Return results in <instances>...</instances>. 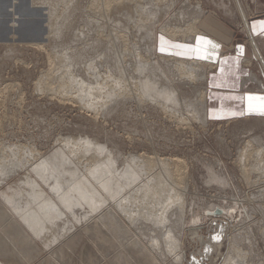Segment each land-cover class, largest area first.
Returning a JSON list of instances; mask_svg holds the SVG:
<instances>
[{
    "label": "rangeland",
    "instance_id": "1",
    "mask_svg": "<svg viewBox=\"0 0 264 264\" xmlns=\"http://www.w3.org/2000/svg\"><path fill=\"white\" fill-rule=\"evenodd\" d=\"M108 1L107 4V0H0V226L5 227L4 229H7L8 225L10 227L7 230L0 227L2 230H0V244H2L0 245V260L3 264H39V262H41L40 264H45L46 262V264H117L119 261L120 264H149L150 262L146 259H137L138 255H136V251L139 248L130 243L131 236H134L133 232L136 235L137 233L139 234L138 228L142 224H147V226L149 224L152 225V223L148 222V224L146 222L144 214L149 210L156 212L155 208H160L159 204H152L154 197L156 198L152 192L149 191L151 194H148V191L144 192L147 196H142L145 190L144 187L148 189V185L154 186L157 190L161 191L159 196L162 198L166 194L175 192L169 191L170 186L173 188L175 184L176 187L174 186V188H177V190L180 187V189L184 188L183 190L179 189L181 194H183L184 199L182 201H185L182 204L183 208L185 207L183 209L184 213H181L179 210L182 208L181 206H175L173 212L175 218L170 219L166 228L170 226L172 228L173 226L172 232L177 233L179 231L177 228L183 227L182 231H180L183 239L181 250L183 258L180 264H220L223 256L227 253L226 251L230 250L231 252V248L228 247L227 243L228 233L239 225V227L243 226L240 229L243 239L239 240L241 241L240 244L238 240L237 244L235 243L237 249L248 253L252 246L253 248L251 249L255 256L249 259L252 262L251 264H264V215L262 213L264 212V201H262V199L264 200V193L262 191L264 190V171L261 170L262 163H259L253 157V152L248 151L246 155L249 156L250 160L248 157L245 158L241 153L242 146L246 145L247 140L252 142L257 141L254 145L260 144L264 148V118L249 116L234 120L208 119L205 112L206 84L204 75L208 71V62L198 57L177 56L173 51L162 52L160 46V40L163 41L164 39L163 42L171 41L170 38L168 39V37L159 32L160 27L166 22L172 24L174 21L172 16L178 12L177 10L180 7L185 8L190 4L194 6L197 2L201 4L202 11L205 10V15L203 14V19L198 25L201 32H204L205 18L221 20L228 27L232 26L236 30L234 25H236L237 21L241 20L239 15V12L241 14V10L239 8L238 10L235 9V14L231 17L227 12L231 6L228 3L229 0H166V3L164 0ZM171 1L175 4H173V9L166 6L168 5L167 2L171 4ZM221 1L224 2L226 8L221 6ZM234 3H232L233 7H235ZM160 5L164 6L166 12ZM149 6L152 9H149ZM147 7L149 8L147 9ZM149 22L154 24V31L152 33H155L153 35L147 29ZM155 35L157 36L155 37ZM192 41L188 40L187 42ZM153 42H155L156 53L171 54L184 60H199L201 62V69L203 70L202 76L197 75L198 80L190 81L185 78L182 79L178 75L172 76L164 68L166 70L164 73L166 79H164L163 75L159 74V71L155 75L151 67L144 69L147 66L146 62L142 69L138 61H146L147 58L150 61H158L161 67H165L164 61L158 54L148 53L150 46L154 47L152 46ZM243 42L249 46L250 42L248 38L244 37ZM136 55L138 58H136ZM140 56L142 59H140ZM137 63L138 65H135ZM119 65H121V69H127L122 71L118 67ZM138 67L140 68L138 69ZM120 73L122 74V79L118 80L121 76ZM146 75H151L157 83V86L151 87L148 91L141 89V85L139 86L142 81L141 77ZM125 77L126 80H123ZM112 78L114 82H117L116 84L113 83ZM120 80L121 85H117ZM135 80L138 82L137 86L135 85ZM125 81L128 86L127 88L126 84L122 85ZM181 81H184L185 84ZM98 84L104 85V87L102 86L103 88L107 85L106 90L97 88ZM85 86L87 87L85 88ZM120 86L125 88L124 90L127 89L129 93H126L127 90L124 91ZM88 88H92V93H89ZM110 88L111 90L115 88L113 89L116 90L115 92H118L120 89L121 92L123 91L120 93H124V95L120 96L119 94V97H114L116 93L111 91L113 92L111 93L113 99L110 98L111 101H108L109 103L102 101L103 105L101 102L100 104L97 103L98 107H96V101L99 98L94 97V94L98 91L104 93V95L108 94L105 91L108 90L109 92ZM170 88L174 90L173 94L176 95L171 97L172 99L175 97L174 101L171 98L164 97L163 93L161 94L162 90L166 93ZM152 89L155 92H152ZM167 89L169 90L166 91ZM157 92H160L161 95ZM148 93H151L150 97L156 93L157 96L150 98L147 95ZM91 96L96 101L90 98ZM106 96L103 99L112 97ZM112 100L115 101L113 104ZM177 102H180V106ZM92 103H95V107ZM104 104L106 107H104ZM101 105L103 108H100L102 107ZM247 137L248 139H246ZM85 139H88L93 144L97 143L94 146L93 144L89 145L90 148L88 150L91 151V154L86 149H83V152L82 149L75 151L78 157L77 154L75 156V152L74 154L68 153L70 147L76 148L72 144L73 140L82 142ZM254 139L255 141H253ZM69 143H71L70 146ZM99 147L102 151L99 150ZM35 151L36 153H34ZM147 155L149 157L154 156L152 157L154 161H151L156 162V164L150 162V168L146 167L148 164L146 158L149 159ZM91 156H95V160ZM239 156L241 161L238 160ZM67 157L69 158L67 159ZM106 157L115 159L114 168L116 169V175L122 174L125 170H134L137 174L134 175L131 183L122 188V191L118 194L119 196L117 195L114 199L110 198L102 208H97L96 212L92 211L90 206L87 207V205L66 208L57 201L56 190L52 189L54 185L62 183L61 185L66 187L74 184L76 180L81 181L82 176L87 175L90 177L89 169L91 170L93 166L95 168L98 165L97 162L99 163V159L103 160ZM176 157L180 159L179 162L182 161L185 164L184 167V164L181 163L184 169L181 172L183 171L184 177L180 178V183H178L176 178H174L175 181L173 179L174 174H171V171L173 173L175 169L173 166L174 162L179 163ZM132 158L136 160V164L140 167L146 168L145 172H139L135 163L132 164L130 162ZM142 158L145 159L147 164ZM251 158H254L253 161ZM162 159L165 162L168 160L163 164L164 167L158 161ZM172 160L175 161L172 162ZM236 162L237 164L240 162L238 164L239 167H237ZM247 162H249L248 164L252 168L246 164ZM245 166H248L250 169ZM241 167H244V169ZM44 168L48 170L44 172ZM255 168L258 169L256 170ZM164 169H168L166 170L167 173H164ZM248 169H254L250 171V176L248 174L250 179L248 177L247 179L249 180L244 177L246 176L244 174L249 173L247 172L249 171ZM168 171H170L171 175L168 174ZM146 172H148V178ZM240 172H243L244 176ZM210 175L211 177L213 175V177L210 178ZM215 175L220 177L215 178ZM221 175L224 177L222 178ZM153 176H156L155 179ZM170 176H172L173 180H171ZM218 179L219 182H217ZM121 180L125 182L123 175ZM220 181H226L227 184L225 183V185ZM247 182L252 184L248 186ZM257 182L259 183L257 184ZM260 185L263 187L259 188ZM38 193L48 194L60 205L61 213L57 219H54V222L53 219L49 221L45 219V222H43L44 219H42L43 217L39 212L42 210L41 208L40 210L38 208L30 209V202L34 203V199L38 196ZM103 193L105 195L106 192ZM149 195L152 197L149 198ZM249 198L251 200L255 198L254 200L257 201H251ZM248 200L250 203H248ZM233 201L235 202L233 203ZM121 203L125 204V209L120 206ZM37 204L42 205L40 202ZM190 204L194 206L191 205L190 208ZM210 205L233 208H230L229 213L225 214L223 211L222 213H216V208L211 210L212 212H208L207 210L211 209ZM154 206L155 208H153ZM125 211L130 212L132 215L135 214L136 220L134 224H130L131 222L128 220ZM178 213H181V215ZM194 214L198 215L196 218H201L195 225L190 221ZM29 215L33 218V224L40 233L37 234L35 231H31L32 228L29 227L28 221L24 220ZM178 216L180 218H177ZM180 219L183 221H180ZM15 220L21 224L23 230H25L24 233L32 237L27 238L23 235L24 233L18 232L14 226ZM44 223L46 225L44 230L47 232L45 234L43 233L45 232L44 230L38 228L39 224L45 226ZM151 225L149 226L150 229L153 227ZM219 225H223L226 228L223 238L217 241V243L207 241L208 237L214 234ZM130 226L131 228H129ZM194 226L198 229L196 235L190 233V229ZM126 227L129 228L130 232L126 231ZM96 228L98 230L95 234L92 231L96 230ZM166 228L163 226L156 228L160 229V231H157L160 233L159 237L161 241L160 249L157 248L156 253L163 264H177L174 257L175 252L172 251L173 242L164 236ZM104 229L107 230L105 231ZM243 229L245 230L243 231ZM246 230H249L250 234H246ZM115 231L118 232V234L116 233V238L113 237ZM146 234L141 239L144 243L149 244L151 242L149 236H152L154 233L152 234V232L148 231ZM9 235L11 236L9 237ZM39 235L40 237H38ZM95 235L100 238L97 239ZM199 237L202 240H206L207 245L211 244L214 251L212 250L207 253L204 242ZM18 238H22V240H18ZM15 239L16 241L18 240V243H16ZM101 241L104 243L101 244ZM27 242L29 243L26 244ZM6 243L8 244L7 246ZM109 243H112V245H108ZM14 244H17L16 247ZM114 244L119 248L114 246ZM100 248H103V250L101 251ZM35 249L37 254L35 253ZM245 250L248 251L246 252ZM61 252H63V256ZM16 253L17 255H14ZM19 254L25 259L21 258ZM163 254L167 255L164 257ZM29 257L31 258L29 259ZM51 259L53 260L51 261ZM23 260H27L28 262L24 261L23 263ZM87 260L90 262L88 263ZM116 261L118 262L115 263Z\"/></svg>",
    "mask_w": 264,
    "mask_h": 264
},
{
    "label": "bare ground",
    "instance_id": "2",
    "mask_svg": "<svg viewBox=\"0 0 264 264\" xmlns=\"http://www.w3.org/2000/svg\"><path fill=\"white\" fill-rule=\"evenodd\" d=\"M111 1V0H110ZM113 1V0H112ZM118 1V0H117ZM117 1H115V2H117ZM120 1V0H119ZM142 1V0H141ZM144 1V0H143ZM170 1V0H169ZM188 1V0H187ZM187 1H185V2H187ZM191 1V0H190ZM223 1V0H222ZM221 1V3H222V6L224 7V8H226V6H225V4H224V2H222ZM239 1V4H240V0H238ZM105 2V1H104ZM108 0H107V4H108ZM114 2V1H113ZM122 2V1H121ZM128 2V1H127ZM163 2V1H162ZM164 2L166 3V0H164ZM235 2V3H234ZM125 3V2H124ZM168 3V5H166V6H168V8H170V9H173L172 7H173V4H174V2H170L171 4H169V2H167ZM188 3V2H187ZM190 3V2H189ZM220 3V4H221ZM228 3L232 6V3H234V5H235V7H233V14H235V9H237L238 10V6H237V2H236V0H229L228 1ZM93 4V3H92ZM107 4H106V6H107ZM161 4V3H160ZM178 4V3H177ZM186 4V3H185ZM95 5V4H94ZM175 5V4H174ZM161 6V5H160ZM181 6V5H180ZM187 6V5H186ZM73 7H75V6H73ZM93 7V6H92ZM150 7V6H149ZM149 7H147V9L149 8ZM161 7H163L164 8V6H161ZM203 7V6H202ZM107 8V7H106ZM110 8V7H109ZM167 8V7H166ZM230 8V7H229ZM241 8V9H240ZM240 8H239V10H241V15H243V19H244V21L246 20L245 18H246V15H245V11H244V8L242 9V7H241V5H240ZM145 9V8H144ZM146 9V10H147ZM149 9H152L151 7L149 8ZM162 9V8H161ZM165 9V8H164ZM169 9V10H170ZM94 10V9H93ZM118 10V9H117ZM138 10V9H137ZM168 10V9H167ZM226 10V9H225ZM77 11V10H76ZM161 11H163V10H161ZM176 11V10H175ZM178 12L177 13H175L174 14V16H172L173 18V20L175 21H173L172 22V24H170L169 22H166L165 24H163L161 27H160V30H159V32L160 33H162V34H164L166 37H168V39L170 38L172 41L174 40V41H177L178 39V41H180V42H187L188 40L189 41H192L193 40V38H195L196 36H199L200 35V33H203V32H201V30L198 28V25H199V23L201 22V20L203 19L202 18V16H203V14L205 13V10L204 11H202V8H201V4L199 3V2H197L194 6H191V4L190 5H188L187 7H185V8H181L180 7V9L179 10H177ZM229 11V10H228ZM227 11V12H228ZM135 12V11H134ZM149 12H151L150 10H149ZM153 12V11H152ZM164 12V11H163ZM165 12H166V9H165ZM165 12H164V14H165ZM168 12V11H167ZM226 12V13H227ZM130 13V12H129ZM161 13V12H160ZM232 13V12H231ZM147 14H149V13H147ZM152 14V13H151ZM172 14V13H171ZM109 15V14H108ZM146 15V14H145ZM157 15V14H156ZM156 15H155V18H156ZM205 15V14H204ZM103 16V15H102ZM128 16V15H127ZM149 17H151L150 15H148ZM158 16V15H157ZM169 16V15H168ZM171 17V16H170ZM169 17V18H170ZM153 18V17H152ZM159 18V17H158ZM162 18V17H161ZM157 19V18H156ZM107 20V19H106ZM154 20V19H153ZM155 21H158V20H155ZM160 21V20H159ZM172 21V20H171ZM182 22V24H180ZM184 22V23H183ZM141 23V22H140ZM156 23V22H155ZM159 23V22H158ZM142 24V23H141ZM140 24V25H141ZM149 25H147V29H148V31H149V33H152L153 31H154V24H151L150 22L148 23ZM244 24H246V23H244ZM157 25V24H156ZM142 26V25H141ZM158 26V25H157ZM244 26V25H243ZM146 30V29H145ZM155 33V32H154ZM154 33H152V35L154 34ZM121 35H122V33H121ZM120 35V36H121ZM117 36V35H116ZM124 36V35H123ZM157 35H155V37H156ZM152 37H154V36H152ZM154 37V38H155ZM156 39V38H155ZM152 40H153V38H152ZM152 42V41H151ZM154 43L155 42H153V45L152 46H154ZM125 46V45H124ZM250 47H251V49H252V51H253V56H254V59L256 60V61H258L259 62V60H258V55L257 54H255V51H254V49H253V47H252V44H250ZM157 52V50L155 49V46L154 47H151L150 46V50L148 51V53H154V54H158L159 56H160V58L164 61V66L165 67H161V65L159 64V62L158 61H150V60H148V58L146 59V61H143V60H141V61H138L139 62V66L143 69V66L145 65V62H146V67H144V69H148V67H151L152 69H153V74H155L157 71H159V74L160 75H163L162 77L164 78V79H166L164 76V73H165V71L166 70H164V68L165 69H167V71H169L171 74H172V76H175V75H178L179 77H181L182 79L183 78H185V79H187V80H190V81H193V80H196L197 79V75H199V76H202V74H203V70L201 69V62L199 61V60H196V59H189V60H184V59H180V58H177L176 56H172L171 54L170 55H164V54H159V53H156ZM138 54V53H137ZM150 54V55H151ZM70 56V55H69ZM81 56V55H80ZM139 56V55H138ZM141 57V56H140ZM139 57V58H140ZM146 57V56H145ZM136 58H138L137 57V55H136ZM72 59V58H71ZM140 59H142V57L140 58ZM150 59V58H149ZM171 59H172V61H171ZM173 59H175V60H173ZM148 60V61H147ZM120 61V60H119ZM118 61V62H119ZM176 61V62H175ZM153 62V63H152ZM97 64V63H96ZM118 64H120V63H118ZM89 65V64H88ZM124 65V64H123ZM134 65V64H133ZM135 65H138V63L137 64H135ZM91 67H92V65H90ZM90 66H88V67H90ZM90 67V68H91ZM94 67V66H93ZM119 68L121 67V65H119L118 66ZM126 67V66H125ZM140 67H138V69L140 68ZM119 68H117L118 70H119ZM123 68V67H122ZM64 69V68H63ZM89 69V68H88ZM93 69V68H92ZM121 69V68H120ZM124 69H127V68H124ZM124 69H121L122 71L124 70ZM134 69H135V67H134ZM137 69V68H136ZM138 69H137V71H138ZM141 70V69H140ZM205 70V69H204ZM122 71H120L121 73H122ZM148 71H150V70H148ZM206 71V70H205ZM139 72H142V71H139ZM120 73V74H121ZM137 73V72H136ZM158 73V72H157ZM50 74V73H49ZM110 74V73H109ZM119 74V75H120ZM126 74V73H125ZM146 74V73H145ZM167 74V73H166ZM140 75V74H139ZM156 75V74H155ZM204 75H205V80H206V72L204 73ZM204 75H203V77H204ZM59 76V75H58ZM69 76V75H68ZM112 76V75H111ZM167 76V75H166ZM47 77V76H46ZM122 77V74H121V76L118 78V80L120 79ZM141 77V76H140ZM143 77V78H142ZM141 77V79H142V81L140 82V84H139V86L141 85L142 86V88L141 89H145V90H147L148 91V89L150 90L151 89V87H155V86H157V83L155 82V80L153 79V77L150 75V76H148V75H146V76H142ZM57 78V77H56ZM109 78V77H108ZM115 78V77H114ZM123 78H124V75H123ZM181 78H179V79H181ZM73 79V78H72ZM117 79V78H116ZM122 79V78H121ZM155 79H157V78H155ZM161 79V78H160ZM111 80V79H110ZM115 80V79H114ZM117 80V81H118ZM123 80H126V77H125V79H123ZM157 80H159V79H157ZM198 80V79H197ZM71 81V80H70ZM109 81V80H108ZM112 81H113V78H112ZM111 81V82H112ZM132 81H134V80H132ZM161 81V80H160ZM166 81V80H165ZM173 81H175L174 79H173ZM42 82V81H41ZM48 82V81H47ZM46 82V83H47ZM63 82V81H62ZM67 82V81H66ZM75 82V81H74ZM81 82V81H80ZM82 82H83V80H82ZM81 82V83H82ZM135 85L137 86V81L135 80ZM167 82H168V80H167ZM181 82H183L184 83V81H181ZM180 82V83H181ZM187 82V81H186ZM196 82V81H195ZM76 83H77V81H76ZM88 83V82H87ZM113 83L114 84H116L117 82H114L113 81ZM128 83V82H127ZM171 83V82H170ZM189 83V82H188ZM49 84V83H48ZM67 84H68V82H67ZM66 84V85H67ZM78 84V83H77ZM126 84V81H125V83L123 84L122 83V85H125ZM169 84V83H168ZM179 84V83H178ZM185 84V83H184ZM194 84V83H193ZM76 85V84H75ZM84 85H85V83H84ZM111 85V84H110ZM117 85H121V80H120V82H119V84H117ZM117 85H115V87L116 88H118L117 87ZM134 85V84H133ZM42 86V85H41ZM40 86V87H41ZM44 86H46V85H44ZM60 86H62V85H60ZM81 86H82V84H81ZM89 86V85H88ZM104 87V85H99L98 84V87L97 88H99V89H101V90H104L105 88H106V86L107 85H105V88H103ZM112 86V85H111ZM110 86V87H111ZM161 86V85H160ZM189 86V85H188ZM43 87V86H42ZM41 87V88H42ZM58 87V86H57ZM80 87V86H79ZM87 86H85V88H86ZM92 87V86H91ZM114 87V86H113ZM121 87V86H120ZM119 87V88H120ZM123 87H125V86H123ZM128 86H127V84H126V88H127ZM172 87V86H171ZM82 88V87H81ZM81 88H80V90H81ZM84 88V89H85ZM122 88V87H121ZM120 88V89H121ZM134 88V87H133ZM160 88H162V87H160ZM159 88V89H160ZM180 88H181V86H180ZM179 88V89H180ZM83 89V90H84ZM89 89V93H92L91 91H92V88H88ZM108 89H109V86H108ZM113 89H115V88H113ZM111 90V88H110V91L108 92V90L107 91H105V92H107L108 94H105L104 95V93H102V92H97V93H95V92H93V93H95L94 95V97H97V98H99V99H102V100H99V99H97V101L99 100V102H97L94 98H93V96H91L90 98H93L95 101H96V104L97 103H99L100 104V102H101V104H102V101L104 102V103H106V102H108V101H111L110 100V98L111 99H113V96H112V94L111 93H113V92H111V91H114V93H116V94H114V97H119V94H120V96L121 95H124V93L123 94H121L122 92H121V90L119 89V91H118V89H117V91L118 92H115L116 90ZM123 90L125 89V88H122ZM157 89V88H156ZM63 90V89H62ZM76 90H79V89H76ZM82 90V91H83ZM95 90H96V87H95ZM94 90V91H95ZM100 90V91H101ZM106 90V89H105ZM127 90V89H126ZM126 90H124V91H126ZM154 89H152L151 91L152 92H155V91H153ZM169 89H167L166 91H168ZM170 90H171V88H170ZM168 91V92H166L165 93V91L164 90H162L163 92H161V94L163 93L164 95V97H167V98H171V97H173L175 94H173L174 93V90L172 89L171 91ZM183 90V89H182ZM84 91H86V90H84ZM142 91V90H141ZM204 91V90H203ZM202 91V92H203ZM62 92V91H61ZM65 92V91H64ZM87 92H88V90H87ZM121 92V93H120ZM132 92V91H131ZM178 92H179V90H178ZM183 92V91H182ZM206 92V91H205ZM85 93V92H84ZM126 93H129L128 92V90L126 91ZM159 95H161L160 94V92H157ZM157 93L155 94V93H153V94H155L153 97L155 98V96H157ZM137 94V93H136ZM151 94V93H150ZM149 93L147 94L148 96L150 95ZM202 94V93H201ZM204 94V93H203ZM84 95V94H83ZM91 95V94H90ZM106 96V97H108V96H112V97H108V98H105V99H103L104 98V96ZM126 95V94H125ZM143 95V94H142ZM86 96V95H85ZM139 96V95H138ZM141 96V95H140ZM151 96V97H152ZM176 96V95H175ZM186 96V95H185ZM190 96V95H189ZM204 96V95H203ZM202 96V97H203ZM147 97V96H146ZM150 97V96H149ZM150 97V98H151ZM163 97V99H165ZM141 98V97H140ZM176 98H178V97H176ZM201 98V97H200ZM204 98V97H203ZM142 99H144V98H142ZM146 99V98H145ZM149 99V98H148ZM172 99V98H171ZM174 99H175V97H174ZM174 99H172V101H174ZM188 99V98H187ZM92 100V99H91ZM114 100H116V99H114ZM118 100V99H117ZM116 100V101H117ZM154 100H156V99H154ZM166 100V99H165ZM169 100V99H168ZM178 100V99H177ZM82 101V100H81ZM143 101V100H142ZM141 101V102H142ZM144 101H146V100H144ZM171 101V100H170ZM185 101V100H184ZM206 101H207V99H206ZM206 101H205V103H206ZM80 102V101H79ZM113 102H115V101H113L112 100V104H113ZM148 102V101H147ZM159 102V101H158ZM186 102H188V101H186ZM109 103V102H108ZM172 103H174V102H172ZM178 103V102H177ZM93 104V103H92ZM95 104V103H94ZM93 104V105H94ZM157 104V103H156ZM162 104V103H161ZM164 105H165V103H163ZM180 104V102L178 103V105ZM187 104V103H186ZM93 105H91L92 107H93ZM103 105V104H102ZM101 105V106H102ZM169 105V104H168ZM87 106V105H86ZM173 106V105H172ZM180 106V105H179ZM94 107H95V105H94ZM96 107H98V104L96 105ZM100 107V106H99ZM104 107H106V105L104 104ZM107 107H109V106H107ZM160 107V106H159ZM164 107V106H163ZM205 107H206V104H205ZM100 108H103V106L102 107H100ZM162 108V107H161ZM169 108H171V107H169ZM207 108V107H206ZM99 109V108H98ZM163 109V108H162ZM165 109H166V107H165ZM164 109V110H165ZM168 109V108H167ZM190 109V108H189ZM193 109V108H192ZM173 112V111H172ZM101 113V112H100ZM189 113V112H188ZM169 114V113H168ZM192 114V113H191ZM173 117H174V115H173ZM177 117V116H176ZM182 117V116H181ZM180 117V118H181ZM193 117H194V115H193ZM169 118V117H168ZM179 118V120L180 121H182L181 119ZM196 118V117H195ZM185 119V118H184ZM183 119V120H184ZM178 120V121H179ZM187 121H188V119H186ZM186 122V121H185ZM246 130V129H245ZM251 135V134H250ZM262 136V135H261ZM260 136V137H261ZM245 137V136H244ZM246 139H248V137L246 138ZM69 140V139H68ZM79 141V140H78ZM253 141H255V139L253 140ZM69 142V141H68ZM257 141H255V142H252V141H250V140H247V142H246V145L243 147L242 146V155L245 157V158H247L248 157V159H249V156H246L247 155V153H248V151H251V152H253L254 153V155H253V157L256 159V160H258V162L259 163H262L261 165H262V168H261V170L262 171H264V148L263 147H261V145L259 144V145H254L255 143H256ZM67 143V142H66ZM70 144L71 143H69V146H70ZM72 144H74V146H76V148L75 147H70V149H69V152L68 153H73L74 154V152L75 151H78V150H80V149H82V152H83V149H86V150H88L90 147H89V145H91V144H93L91 141H88V139L86 140L85 139V141L83 140L82 142L80 141V142H76V141H74L73 140V142H72ZM97 144V143H96ZM96 144H93V146L94 145H96ZM98 146V145H97ZM12 148V147H11ZM10 148V149H11ZM66 148V147H65ZM7 149H9V148H7ZM97 149V148H96ZM103 149V148H102ZM2 150H3V148H2ZM15 150H17V149H15ZM92 150V149H91ZM95 150V149H94ZM98 150V149H97ZM99 150H101V148L99 147ZM9 151H11V150H9ZM25 151V150H24ZM29 151V150H28ZM27 151V152H28ZM39 151V150H38ZM85 151V150H84ZM89 151V150H88ZM96 151V150H95ZM102 151V150H101ZM101 151H100V153H101ZM14 152V151H13ZM91 151H89V153H90ZM99 152V151H98ZM25 153V152H24ZM34 153H36V151L34 152ZM87 153V152H86ZM239 153V152H238ZM7 154V153H6ZM27 154V153H26ZM30 154V153H29ZM76 152H75V156H76ZM91 154V153H90ZM240 154V153H239ZM250 154V153H249ZM248 154V155H249ZM252 154V153H251ZM94 155V154H93ZM104 155V154H103ZM103 155H102V157H103ZM107 155V154H106ZM141 155V154H140ZM154 155V154H153ZM4 156V155H3ZM28 156V155H27ZM31 156V155H30ZM84 156V155H83ZM139 156V155H138ZM145 156V155H144ZM148 156V155H147ZM151 156V155H150ZM70 157V156H69ZM69 157H67V159L69 158ZM77 157H78V154H77ZM92 157V156H91ZM95 157V156H94ZM94 157H92V159H94L95 160V158ZM98 157H100V156H98ZM97 157V158H98ZM101 157V158H102ZM105 157V156H104ZM140 157V156H139ZM146 157V156H145ZM144 157V158H145ZM149 157V156H148ZM152 157H154V156H152ZM152 157H149V159L148 158H146V160H147V163H146V161H145V159L144 158H142V160L147 164L146 165V167L148 168H150L151 166H150V162H152V161H154V159L152 158ZM2 158H4V157H2ZM76 158V157H75ZM81 158V157H80ZM79 158V159H80ZM88 158H89V156H88ZM151 158V159H150ZM177 158V157H176ZM175 158V159H176ZM239 159V161H241L240 160V156L238 157ZM245 158H244V162L246 161L245 160ZM253 158V159H254ZM28 159V158H27ZM34 159V158H33ZM172 159H174V158H172ZM178 159V162H179V158H177ZM248 159H247V161H248ZM253 159L251 158V160L253 161ZM43 160V159H42ZM70 160V159H69ZM90 160H91V158H90ZM115 159H113V158H105V159H99V163L97 162V166L95 167V168H93L92 167V169L90 170L89 169V174H90V177L89 176H87V175H85V176H82V179H81V181H75V183L74 184H72V185H70V186H66V187H63L61 184L62 183H57L56 185H54V187H52V189H54V190H56L55 192L57 193V197H56V199H57V201L61 204V205H63L64 207H66V208H73L74 206H76L77 207V205H79V206H84V205H87V207L88 206H90V208L92 209V211L94 210V212H96V209L97 208H99L100 209V207L102 208V206L104 205V204H106V202L107 201H109V199L110 198H116L117 197V195L118 194H120V192L122 191V188H124L126 185H128L129 183H131L132 182V180H133V178H134V175H137L136 174V172L134 171V170H131V171H129V170H125V172H123L122 174H120V175H116V169L114 168V165H115V162L116 161H114ZM124 160V159H123ZM134 159L132 158L131 160H130V162H132V164H134L135 163V165L137 166V168L139 169V172H145V170H146V168L144 169V167H140L138 164H136V160H134ZM139 160V159H138ZM152 160V161H151ZM182 160V159H181ZM250 160V159H249ZM79 161H81V160H79ZM89 161V160H88ZM87 161V162H88ZM157 161V160H156ZM158 161H160L161 163L160 164H162V166H163V164H165L166 162H165V160L164 159H162V160H158ZM170 161H171V159H170ZM169 161V162H170ZM175 161V160H174ZM173 160H172V162H174ZM255 161V160H254ZM92 162H94L93 160H92ZM140 162V161H139ZM243 162V163H244ZM256 162V161H255ZM255 162H253V163H255ZM90 163V162H89ZM153 164H156V162H152ZM182 161L181 162H179V163H176V162H174V164H173V166H174V172L172 173V171H171V174H174L175 175V177H174V175H173V179L174 178H176V180L178 181V183H180L181 181H179V180H181L180 178L183 176V171L181 172V170L183 169V167H182V164H184V163H182ZM240 163V162H239ZM238 163V164H239ZM249 162H247L246 164H248ZM47 164V163H46ZM49 164V163H48ZM94 164V163H93ZM157 164H159V163H157ZM169 164V163H168ZM170 164H171V162H170ZM236 164H237V162H236ZM237 164V165H238ZM214 165V164H213ZM236 165V166H237ZM43 166H44V164H43ZM52 166V165H51ZM131 166V165H130ZM135 166V167H136ZM156 166V165H155ZM166 166H168V165H166ZM172 166V167H173ZM243 166V165H242ZM248 166H250L251 168H252V166L250 165V164H248ZM248 166H245V167H248ZM135 167H133V168H135ZM153 167V166H152ZM160 167V166H159ZM164 167V166H163ZM169 167V166H168ZM171 167V168H172ZM184 167H185V164H184ZM210 167H212V166H210ZM237 167H239V165L237 166ZM52 168V167H51ZM87 168V167H86ZM166 168V167H165ZM170 168V167H169ZM168 168V169H169ZM242 169H244V167H241ZM249 168V167H248ZM50 169V168H49ZM70 169V168H69ZM88 169V168H87ZM153 169V168H152ZM168 169H164V173H167V171L166 170H168ZM211 169H213V168H211ZM210 169V170H211ZM246 169V168H245ZM250 169V168H249ZM248 169V170H249ZM256 170L258 169V168H255ZM260 169V168H259ZM2 170H4V169H2ZM46 170H48V169H45L44 168V172H46ZM54 170V169H53ZM160 170V169H159ZM170 170V169H169ZM184 170V169H183ZM186 170V169H185ZM208 170H209V168H208ZM240 170V169H239ZM251 170H254V169H251ZM251 170H249V171H247V172H249V173H247V172H245V170H244V172L245 173H247V174H244V175H246V176H244L242 173L243 172H240V174H242L244 177H246V179H247V177H248V174H249V176H250V171ZM10 171V170H9ZM51 171V170H50ZM149 171V170H148ZM162 171V170H161ZM213 171H215V170H213ZM218 171V170H217ZM220 171V170H219ZM241 171V170H240ZM170 171H168V174L169 175H171L170 173H169ZM209 172H211V171H209ZM222 172V171H221ZM148 172H146V175H147V178H148V174H147ZM150 173V172H149ZM186 173V172H185ZM216 173V172H215ZM223 173V172H222ZM221 173V174H222ZM263 173V172H262ZM262 173H260V174H262ZM6 174V173H5ZM163 174V173H162ZM168 174H166V175H168ZM210 174V173H209ZM211 174H212V172H211ZM46 175V174H45ZM122 175L124 176V179H125V182L124 181H122L121 180V178H122ZM145 175V174H144ZM143 175V176H144ZM145 175V176H146ZM156 175V174H155ZM168 175V176H169ZM185 175V174H184ZM255 175V174H254ZM216 176V175H215ZM222 176V175H221ZM258 176V175H257ZM262 176H263V174H262ZM48 177V176H47ZM150 177V176H149ZM154 177V179H155V177L156 176H153ZM162 177V176H161ZM171 177V180H173L172 179V176H170ZM184 177V176H183ZM212 177H213V175H212ZM211 177V175H210V178H212ZM218 177H220V176H218ZM217 176L215 177V178H218ZM224 176H222V178H223ZM243 177V178H244ZM259 177V176H258ZM44 178V177H43ZM151 178V177H150ZM163 178V177H162ZM177 178H179V179H177ZM215 178H214V180H215ZM249 178V177H248ZM262 178V177H261ZM166 179V178H165ZM209 179V178H208ZM207 179V181H209ZM245 178H244V180H246ZM250 179V178H249ZM249 179H247V180H249ZM256 179V178H255ZM259 179V178H258ZM257 179V180H258ZM67 180V179H66ZM152 180V179H151ZM151 180H150V182H151ZM169 180V179H168ZM167 180V181H168ZM175 180V179H174ZM175 180V181H176ZM213 180V179H212ZM213 180V181H214ZM217 180V179H216ZM262 180V179H261ZM261 180H260V182H261ZM27 181V180H26ZM56 181V180H55ZM73 181V180H72ZM71 181V182H72ZM156 181V180H155ZM210 181H211V179H210ZM252 181V180H251ZM250 181V182H251ZM254 181V180H253ZM28 182V181H27ZM143 182V181H142ZM163 182H164V180H163ZM173 182V181H172ZM183 182V181H182ZM215 182V181H214ZM217 182H219V179H218V181ZM221 182V181H220ZM154 183V182H153ZM169 183V182H168ZM175 183V182H174ZM173 183V184H174ZM184 183V182H183ZM221 183H226V181L225 182H221ZM248 183V182H247ZM259 182H257V184H258ZM148 184V183H147ZM170 184V183H169ZM182 184V183H181ZM220 184V183H219ZM227 184V183H226ZM225 184V185H226ZM252 184V183H251ZM251 184H249L248 183V186L249 185H251ZM254 184V183H253ZM256 184V183H255ZM63 185H66V184H63ZM140 185H142V184H140ZM183 185V184H182ZM187 185V184H186ZM164 186V185H163ZM173 186V185H172ZM174 186H175V184H174ZM174 186H173V188H171V186H170V190L169 191H175V192H173L172 194H166V196L165 197H162L161 198V196H159V193H161V191H159V190H157L154 186V188L153 187H151V185H148V189H146L145 187H144V191H143V197H144V195H146V194H144V192L146 193L147 191H148V194H151L150 192H152V194L153 195H155L156 196V198L154 197V201H152V204L154 203V204H159V206H160V208H155V206L153 207V208H155L156 209V212H154V211H152V210H149L146 214H144V217H145V220H146V222L148 223V222H150V223H152V225H153V227H151V229L149 228V226L151 225V224H149L148 226H147V224L146 225H143L142 224V221H141V226L138 228V232H139V234L137 233V235L135 234V232H133V230H132V232L134 233V236H131V238H130V243L132 244V245H134V246H136L137 248H139L138 249V251H136V255H138V258L137 259H139V260H141V259H146V260H148L150 263L149 264H163V262L158 258V255H157V253H156V249L157 248H159L160 249V244H161V241H160V237H159V235H160V233H159V231H160V229H156V228H159L160 226H163V227H165L166 228V225L169 223V221H170V219L171 218H175V215H174V207L175 206H181L182 208H180L179 210H180V212L181 213H184V211H183V209L185 208H183V206H182V204H183V202L185 203V201H182L184 198H183V194H181V191L180 190H183V189H178L177 190V188L175 189L174 188ZM176 187V186H175ZM251 187V186H250ZM259 187V186H258ZM263 187V186H262ZM261 187V185H260V187L259 188H262ZM258 188V189H259ZM255 189V188H254ZM143 190V189H142ZM177 190V191H176ZM136 191V190H135ZM150 191V192H149ZM180 191V192H179ZM263 191V193H264V190H262ZM262 191H260V192H262ZM103 192H106L105 193V195H104V193ZM46 193V192H45ZM138 193V192H137ZM163 193V192H162ZM253 193V192H252ZM262 193V194H263ZM3 194V193H2ZM35 194V193H34ZM188 194V193H187ZM38 196H36L35 197V199H34V203H31L30 202V205H31V210H33V208H38L39 210H40V208L42 209V210H40L39 212H40V214L42 215V219H44L43 220V222H45V219H47L48 221L50 220V219H53V222H54V219H57V217L60 215V211H61V207H60V205L58 204V202H56V200H54L53 198H51L48 194H42V193H38L37 194ZM160 195H162V194H160ZM185 195H186V192H185ZM8 196V195H7ZM119 196V195H118ZM147 196V195H146ZM145 196V197H146ZM187 196V195H186ZM185 196V197H186ZM129 197V196H128ZM149 198L150 197H152V196H148ZM250 198H251V196H249ZM255 197H257V196H255ZM263 197H264V195H263ZM217 198V197H216ZM220 198V197H219ZM222 198V197H221ZM249 198V199H250ZM260 198V197H259ZM255 199V198H254ZM253 199V200H254ZM257 199H258V197H257ZM262 199V198H261ZM123 200L125 201V199L123 198ZM152 200V199H151ZM218 200V199H217ZM229 200V199H228ZM239 200V199H238ZM246 200V199H245ZM251 200V199H250ZM253 200H251V201H253ZM192 201V200H191ZM247 201V200H246ZM249 201V200H248ZM255 201V200H254ZM257 201V200H256ZM255 201V202H256ZM259 201V200H258ZM262 201H264L263 199H262ZM14 202V201H13ZM38 202H40V204H42V205H38L37 203ZM112 202V201H111ZM150 202V201H149ZM196 202V201H195ZM235 201H233V203H234ZM243 202V201H242ZM20 203V202H19ZM109 203V202H108ZM108 203H107V205H108ZM248 203H250V201L248 202ZM21 204V203H20ZM59 206H58V205ZM192 204H194V203H192ZM192 204H190V208H191V205ZM196 204H197V202H196ZM210 204V203H209ZM262 204H263V202H262ZM22 205V204H21ZM195 205V204H194ZM194 205H192V206H194ZM201 205V204H200ZM204 205V204H203ZM207 205V204H206ZM245 205V204H244ZM260 205V204H259ZM120 206L121 207H125V204L123 203H121L120 204ZM187 206V205H186ZM211 207V209L210 210H207L208 212L209 211H211V210H214L215 208V211H216V213H222V211L224 212V214L225 213H229V211H230V208L232 209L233 207H216L215 205L213 206V205H210ZM18 207V206H17ZM25 207V206H24ZM60 207V208H59ZM75 207V208H76ZM108 207H110V206H108ZM198 207V206H197ZM197 207H195L196 209H197ZM261 207V206H260ZM14 208H15V206H14ZM74 208V209H75ZM205 208V207H204ZM217 208H219V209H217ZM249 208V207H248ZM262 208V207H261ZM22 209V208H21ZM125 209V208H124ZM149 209V208H148ZM151 209V208H150ZM189 209V208H188ZM192 209H193V207H192ZM192 209H191V211H192ZM253 209V208H252ZM16 210V209H15ZM28 210V209H27ZM63 210V209H62ZM68 210V209H67ZM73 210V209H72ZM206 210V209H205ZM22 211V210H21ZM116 211V210H115ZM157 211H160V212H157ZM177 211V210H176ZM189 211H190V209H189ZM255 211V210H254ZM117 212V211H116ZM126 212V216H127V218H128V220H130V224H134V221L136 220L135 219V217H134V215H132V214H130V212H128V211H125ZM134 212V211H133ZM212 212V211H211ZM244 212V211H243ZM28 213V212H27ZM49 213V214H48ZM64 213V212H63ZM118 213V212H117ZM177 213V212H176ZM181 213H178V214H180L181 215ZM250 213V212H249ZM263 213V215H264V212H262ZM3 214H4V212H3ZM2 214V215H3ZM23 214H25V213H23ZM121 214V213H120ZM140 214V213H139ZM192 214V213H191ZM212 214V213H211ZM117 215V214H116ZM177 215V214H176ZM202 215V214H201ZM251 215V214H250ZM253 215V214H252ZM1 216V215H0ZM4 216V215H3ZM25 216V215H24ZM121 216V215H120ZM125 216V215H124ZM188 216V215H187ZM191 216V215H190ZM198 215H196V214H194L193 215V217H191L192 219L190 220L191 222H192V224H196L197 222H198V220H200L199 218H196ZM20 217H23V216H20ZM185 217V216H184ZM247 217V216H246ZM250 217H252V216H250ZM264 217V216H263ZM98 218V217H97ZM173 218V219H174ZM177 218H180V216H178ZM176 218V219H177ZM209 218V217H208ZM227 218V217H226ZM15 219V218H14ZM141 219V218H140ZM221 219V218H220ZM24 220H26V221H28V225H29V227L30 228H32V230L31 231H35V233H40V232H38V229H36L35 228V225L33 224V218L29 215V217H27V218H25ZM138 220V219H137ZM182 219H180V221H181ZM186 220V219H185ZM175 221H178V220H175ZM183 221V220H182ZM252 221V220H251ZM11 222V221H10ZM129 222V221H128ZM145 222V223H146ZM174 222V221H173ZM186 222V221H185ZM184 222V223H185ZM227 222V221H226ZM9 223V222H8ZM8 223H7V225H8ZM102 223V222H101ZM171 223V222H170ZM181 223V222H180ZM10 224V223H9ZM37 224V223H36ZM126 224V223H125ZM129 224V223H128ZM137 224H138V221H137ZM176 224H177V222H176ZM256 224V223H255ZM1 225V224H0ZM44 225H45V223H44ZM127 225V224H126ZM151 225V226H152ZM178 225V224H177ZM184 225V224H183ZM234 225V224H233ZM252 225V224H251ZM11 226H12V223H11ZM14 226L17 228V231L19 232H22V233H24L25 232V230H23V228H22V226H21V224H19L18 222H17V220H15L14 221ZM91 226V225H90ZM102 226V225H101ZM129 226V225H128ZM180 226H181V224H180ZM235 226V225H234ZM240 226V225H239ZM236 227L234 230H230V232L228 233V237H227V243H228V247H230L231 248V252H230V250H228V251H226L227 253H226V255L225 256H223V258H222V260H221V263L220 264H251L252 262H251V260H249V259H251L252 258V256H255L254 254H253V252H252V249L251 248H253L252 246H251V248L249 249L250 251L248 252V253H245V252H243L242 250H239V249H237V246L235 245V243L237 242V240L239 241V240H241V239H243L242 237L243 236H241V231H240V229H242V227ZM250 226V225H249ZM1 228H3V226H0ZM7 227V226H6ZM178 227V226H177ZM190 227V226H189ZM192 227V226H191ZM5 228V227H4ZM3 228V229H4ZM8 228H10L9 227V225H8V227H7V229ZM12 228V227H11ZM38 228H40V229H42V230H44L45 228H46V225L45 226H43V224H39V226H38ZM48 228H49V226H48ZM47 228V229H48ZM129 228H131V226L129 227ZM129 228L128 227H126L125 229H126V231H128V232H130V230H129ZM133 228V227H132ZM135 228H137V227H135ZM172 228H173V226H172ZM172 228H171V226L170 227H168V228H166V231H165V238H167L168 240H170L171 242H173L172 244L174 245H172V251L173 252H175V260L177 261V264H180L182 261V258H183V255H182V253H181V250H182V246H183V239H182V235H181V232L180 231H182L181 229L183 228H180V227H178L177 229L179 230L176 234L175 233H173L172 232ZM186 228V227H185ZM184 228V229H185ZM188 228V227H187ZM7 229H4V230H7ZM1 230V229H0ZM13 230H15L14 228H13ZM48 230H50V229H48ZM97 230H98V228H96V230H94V231H92L93 233H95L96 234V232H97ZM100 230V229H99ZM105 230V229H104ZM107 230V229H106ZM105 230V231H106ZM157 230H159V231H157ZM164 230V229H163ZM175 230V229H174ZM197 227L196 226H194L193 228H191L190 229V233H193L194 235H196L197 234ZM245 229H243V231H244ZM2 231V230H1ZM0 231V232H1ZM45 232H43L44 234L45 233H47L46 232V230H44ZM89 231V230H88ZM87 231V232H88ZM103 231V230H102ZM101 231V232H102ZM105 231H103V232H105ZM148 231H150V232H152V236H149L150 237V240H151V242L149 243V244H146V243H144L143 242V240L141 239V237L144 235V234H146V232H148ZM177 231V230H176ZM240 231V232H239ZM12 232H14V231H12ZM90 232V231H89ZM92 232H90L91 234H92ZM114 232V231H113ZM225 232H226V228L223 226V225H219L218 226V229L216 230V231H214V234H212L211 236H209L208 237V239H207V241H209V242H215V243H217V241H219L221 238H223V236L225 235ZM246 234H250V232H249V230H246ZM53 233V232H52ZM116 233L118 234V232H116L115 231V233H113V237H115L116 238ZM120 233V232H119ZM253 233V232H252ZM7 234V233H6ZM5 234V235H6ZM9 234H11L10 232H9ZM13 234V233H12ZM15 234H16V231H15ZM21 234V233H20ZM90 234V235H91ZM106 234V233H105ZM125 234V233H124ZM18 236H19V234H17ZM25 237H32V236H28V234L26 233H24L23 234ZM22 235V236H23ZM104 235V234H103ZM110 235H111V233H110ZM122 235H123V233H122ZM140 235V236H139ZM147 235V234H146ZM162 235V234H161ZM4 236V235H3ZM11 235H9V237H10ZM21 236V235H20ZM42 236V235H41ZM96 237H97V235H95ZM94 236V237H95ZM101 236H102V234H101ZM127 236V235H126ZM164 236H163V238H164ZM198 236V235H197ZM247 236V235H246ZM5 237V236H4ZM7 237V236H6ZM9 237H7V238H9ZM12 237H14V236H12ZM38 237H40V235L38 236ZM109 237H111V236H109ZM125 237V236H124ZM128 237V236H127ZM145 237V236H144ZM240 237V238H239ZM245 237V236H244ZM98 238H100V237H97V239ZM102 238H103V236H102ZM102 238H101V240H102ZM112 238V237H111ZM118 238V237H117ZM164 238V239H165ZM200 239H201V237H199ZM10 239V238H9ZM24 239V238H23ZM32 240H33V238H31ZM41 239V238H40ZM114 239V238H113ZM126 239V238H125ZM128 239H129V237H128ZM248 240H249V238H247ZM18 240H22V238L21 239H19L18 238ZM17 240V241H18ZM27 240V239H26ZM106 240V239H105ZM202 240V239H201ZM7 241H9V240H7ZM11 241V240H10ZM9 241V242H10ZM15 241H16V239H15ZM16 241V243H18ZM203 242H204V245H205V247H206V251H207V253L208 252H210V251H214V249H213V247H212V249H210L209 251H208V249H207V241L206 240H202ZM6 242V241H5ZM22 242H24V241H22ZM30 242V241H29ZM29 242H27L26 244H28ZM34 242V241H33ZM108 242V241H107ZM240 242L241 241H239V244H240ZM243 242H244V240H243ZM246 242V241H245ZM1 243V242H0ZM2 243H3V240H2ZM32 243V242H31ZM31 243H30V245H31ZM102 243H104L103 241H101V244ZM118 243H119V241H118ZM165 243V242H164ZM248 243H250V242H248ZM255 243V242H254ZM259 243V242H258ZM34 244H35V242H34ZM93 244V243H92ZM95 244H96V242H95ZM98 244V243H97ZM112 245V243H109L108 245ZM237 244V243H236ZM0 245H2V244H0ZM3 245H5V244H3ZM8 244L6 243V246H7ZM15 245V244H14ZM17 245V244H16ZM16 245H15V247H16ZM29 245V246H30ZM33 245V244H32ZM104 245V244H103ZM121 245V244H120ZM246 245V244H245ZM253 245V244H252ZM11 246V245H10ZM22 246H23V243H22ZM28 246V245H27ZM69 246V245H68ZM106 246V245H105ZM114 246H116V244H114ZM249 246V245H248ZM247 246V247H248ZM36 247V246H35ZM74 247V246H73ZM95 247V246H94ZM109 247V246H108ZM116 247H118V246H116ZM162 247V246H161ZM256 247H258V246H256ZM1 248V247H0ZM21 248V247H20ZM30 248H31V246H30ZM30 248L28 249V252H29V250H30ZM119 248V247H118ZM259 248V247H258ZM32 249V248H31ZM98 249H99V247H98ZM101 249V251L103 250V248H100ZM248 249V248H247ZM6 250V249H5ZM9 251V250H8ZM32 251V250H31ZM30 251V252H31ZM39 251V250H38ZM99 251V250H98ZM115 251V250H114ZM121 251V250H120ZM125 252H126V250H124ZM134 251V250H133ZM162 251V250H161ZM234 251V252H233ZM246 251V250H245ZM248 251V250H247ZM246 251V252H247ZM261 251V250H260ZM18 252H19V250H18ZM25 252V251H24ZM23 252V253H24ZM33 252H34V250H33ZM40 252V251H39ZM38 252V253H39ZM122 252V251H121ZM163 252V251H162ZM2 253H4V252H2ZM35 253H36V249H35ZM58 253V252H57ZM63 252H61V254H62ZM108 253H110V252H108ZM112 253V252H111ZM114 253V252H113ZM123 253V252H122ZM127 253V252H126ZM7 254V253H6ZM22 254V253H21ZM32 254H34V253H32ZM37 254V253H36ZM101 254V253H100ZM256 254V253H255ZM13 255V254H12ZM14 255H17V253L16 254H14ZM101 255H103V254H101ZM110 255V254H109ZM164 255V254H163ZM167 255V254H166ZM166 255H164V257L166 256ZM19 256H20V254H19ZM25 256V255H24ZM26 256H27V254H26ZM31 256V255H30ZM59 256V255H58ZM62 256H63V254H62ZM111 256V255H110ZM113 256V255H112ZM7 257V256H6ZM21 257V256H20ZM20 257H19V259H20ZM23 257V256H22ZM21 257V258H22ZM32 257V256H31ZM31 257H29V259L31 258ZM98 257V256H97ZM104 257V256H103ZM109 257V256H108ZM116 257H118V256H116ZM258 257V256H257ZM24 258V257H23ZM28 258V257H27ZM52 258V257H51ZM88 258V257H87ZM167 258V257H166ZM186 258V257H185ZM25 259V258H24ZM34 259V258H33ZM89 259V258H88ZM121 259V258H120ZM47 260V259H46ZM50 260V259H49ZM53 259H51V261H52ZM102 260V259H101ZM104 260V259H103ZM111 260V259H110ZM24 261L25 262H28L27 260H23V263H24ZM34 261V260H33ZM99 261V260H98ZM112 261H113V259H112ZM128 261V260H127ZM170 261V260H169ZM22 262V261H21ZM34 262H36V261H34ZM45 262V261H44ZM87 262H88V260H87ZM90 262V261H89ZM88 262V263H89ZM91 262H92V260H91ZM108 262V261H107ZM118 261H116L115 263H117ZM137 262H138V260H137ZM166 262V261H165ZM168 262V261H167ZM41 262H39V264H40ZM43 263V262H42ZM47 263V262H46ZM45 263V264H46ZM55 263V262H54ZM93 263H95V262H93ZM97 263V262H96ZM109 263V262H108ZM0 264H3L2 263V261L0 260ZM5 264V263H4ZM25 264V263H24ZM31 264H33V263H31ZM37 264V263H36ZM59 264V263H58ZM86 264V263H85ZM98 264V263H97ZM117 264H120V261H119V263H117Z\"/></svg>",
    "mask_w": 264,
    "mask_h": 264
},
{
    "label": "crops",
    "instance_id": "3",
    "mask_svg": "<svg viewBox=\"0 0 264 264\" xmlns=\"http://www.w3.org/2000/svg\"><path fill=\"white\" fill-rule=\"evenodd\" d=\"M240 4L246 20L238 11L241 20L234 25L236 30L221 20L205 18L204 32L192 42L160 40L162 52L173 51L177 56L198 57L208 62L205 80V112L208 119L264 118L259 114L264 100H252L255 108L252 112L246 100L247 96L264 97V0H240ZM228 10L233 17V7L230 6ZM244 37L248 38L249 46L243 42ZM250 44L259 56V62L252 58L254 54Z\"/></svg>",
    "mask_w": 264,
    "mask_h": 264
},
{
    "label": "snow or ice",
    "instance_id": "4",
    "mask_svg": "<svg viewBox=\"0 0 264 264\" xmlns=\"http://www.w3.org/2000/svg\"><path fill=\"white\" fill-rule=\"evenodd\" d=\"M213 47H215V45H212ZM254 99H261L264 100V97H253V96H247L246 100L249 101L247 107L249 109L250 112L255 111L254 105L251 103L252 100ZM259 114L264 115V104H261L260 109H259Z\"/></svg>",
    "mask_w": 264,
    "mask_h": 264
},
{
    "label": "water",
    "instance_id": "5",
    "mask_svg": "<svg viewBox=\"0 0 264 264\" xmlns=\"http://www.w3.org/2000/svg\"><path fill=\"white\" fill-rule=\"evenodd\" d=\"M236 2H237V6L240 8L239 1H238V0H236ZM240 9H241V8H240ZM242 17H243V15H242ZM243 18H244V17H243ZM250 36H251V35H250ZM250 40H251L252 44L254 45V47H255V49H256V51H257V53H258L257 47H256V45H255V43H254V41H253L252 37H250Z\"/></svg>",
    "mask_w": 264,
    "mask_h": 264
},
{
    "label": "flooded vegetation",
    "instance_id": "6",
    "mask_svg": "<svg viewBox=\"0 0 264 264\" xmlns=\"http://www.w3.org/2000/svg\"><path fill=\"white\" fill-rule=\"evenodd\" d=\"M213 243H215V242H213ZM207 249L208 250L212 249V245L211 244L207 245Z\"/></svg>",
    "mask_w": 264,
    "mask_h": 264
}]
</instances>
